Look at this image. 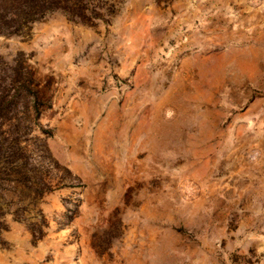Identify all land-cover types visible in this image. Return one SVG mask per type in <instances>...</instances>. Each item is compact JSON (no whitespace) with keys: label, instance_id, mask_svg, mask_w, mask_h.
I'll use <instances>...</instances> for the list:
<instances>
[{"label":"rangeland","instance_id":"374dc122","mask_svg":"<svg viewBox=\"0 0 264 264\" xmlns=\"http://www.w3.org/2000/svg\"><path fill=\"white\" fill-rule=\"evenodd\" d=\"M0 264H264V0H0Z\"/></svg>","mask_w":264,"mask_h":264}]
</instances>
